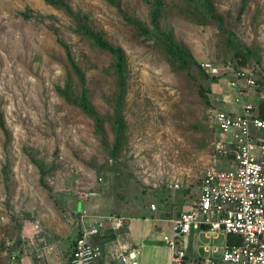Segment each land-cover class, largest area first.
I'll return each mask as SVG.
<instances>
[{
	"label": "rangeland",
	"instance_id": "rangeland-1",
	"mask_svg": "<svg viewBox=\"0 0 264 264\" xmlns=\"http://www.w3.org/2000/svg\"><path fill=\"white\" fill-rule=\"evenodd\" d=\"M115 1L148 20L143 0ZM241 1L216 0L231 22ZM69 2L126 51L127 143L118 157L108 155L89 118L55 91L70 68L67 44L84 72L88 96L106 110L105 96L113 90L111 55L94 47L61 9L44 0H0V114L6 128L0 125V264L31 234L54 238L63 230L65 212L79 199L96 196L104 208L121 203L135 210L156 199L162 207L158 193L184 191L194 197L204 170L224 165L211 114L224 109L217 85L235 92L228 62L235 66L237 57L226 50L217 29L183 17L173 7L175 0H167L161 23L172 26L197 59L219 66L217 75L194 79L133 40L115 3ZM242 13L234 34L255 50L245 66L254 71L256 87L264 89V0H250ZM197 81L211 86L210 104L198 94ZM172 183L178 187H168ZM201 264H209L208 258Z\"/></svg>",
	"mask_w": 264,
	"mask_h": 264
},
{
	"label": "built area",
	"instance_id": "built-area-1",
	"mask_svg": "<svg viewBox=\"0 0 264 264\" xmlns=\"http://www.w3.org/2000/svg\"><path fill=\"white\" fill-rule=\"evenodd\" d=\"M228 63L230 85L237 87L239 82L249 87L258 85L252 69ZM199 64L210 75L219 73V66L208 58L199 60ZM252 108L251 103H245L241 113L212 110V122L221 134L217 151L224 165L204 170L200 192L192 206L174 217L170 233L163 234L162 239L171 252V264L183 263L185 251L178 245L179 237L192 226L201 225L209 235L222 233L227 237L232 233L240 237V241L226 239L220 253L208 258L209 264H264V135L252 131V128H264V117ZM170 185L178 186V183ZM155 207L151 203V208ZM112 217L78 212L81 233L74 241L67 264H99V246L89 235L97 234L105 226V220ZM118 258L124 264H137L136 259L124 253Z\"/></svg>",
	"mask_w": 264,
	"mask_h": 264
},
{
	"label": "trees",
	"instance_id": "trees-1",
	"mask_svg": "<svg viewBox=\"0 0 264 264\" xmlns=\"http://www.w3.org/2000/svg\"><path fill=\"white\" fill-rule=\"evenodd\" d=\"M44 1L61 9L74 22L75 30L82 37L112 57L113 90L110 95L105 96L109 105L106 110H99L88 96L84 72L74 60L67 44H64V47L70 68L66 71L63 83L55 85V91L66 103L89 118L101 146L108 155L118 157L128 137L124 109L130 72L126 51L122 45L108 39L104 31L93 24L80 9L74 8L69 0ZM110 1L118 5L119 12L131 31L130 37L166 61L172 70H185L194 79L210 75L201 68L199 59L189 45L176 37L173 27L161 23L167 0H143L147 5L148 20L123 10L115 0ZM249 2L250 0L241 1L234 22H231L229 12L220 10L216 0H175L173 7L180 15L195 23L214 26L223 39L226 50L233 51L237 57L235 66L240 67L245 66L250 57H255V50L247 44L240 43L233 30V25L237 20H241L242 12ZM210 87L209 84L197 81L198 94L206 104L211 103L208 95ZM255 109L258 116L264 117V97L260 99ZM0 125L6 131L1 114ZM40 169L43 174L42 166ZM226 239L228 242L240 241V237L232 233H228Z\"/></svg>",
	"mask_w": 264,
	"mask_h": 264
},
{
	"label": "crops",
	"instance_id": "crops-1",
	"mask_svg": "<svg viewBox=\"0 0 264 264\" xmlns=\"http://www.w3.org/2000/svg\"><path fill=\"white\" fill-rule=\"evenodd\" d=\"M230 86L235 92L232 93L222 87V84L216 86V92L219 94L218 101L223 104L224 110L241 113L244 110L243 105L251 103L252 111L257 114L255 107L264 97V89L256 86L249 87L242 82H239L237 87ZM252 131L264 135V128H252ZM216 132L220 138V132L217 130ZM226 137L229 138L228 135ZM168 187L178 186L169 185ZM197 191L199 194L200 183ZM198 194L193 197L184 191L174 192L171 195L158 193L156 197L161 198L162 207L158 205L156 199H150L148 207L145 203L136 210L131 207V204L121 203L104 208L101 201L94 198L96 196L90 197L89 200L79 199L74 208L65 212L66 220L63 222V230L56 232L54 238L40 237L38 239L32 234L29 235V238L19 242L10 253L9 259L7 258L3 264H67L74 241L81 233L80 220H77L78 212L81 211H86L91 216H113L112 219L105 220V226L97 234L89 235L90 240L99 246V264H115L121 253L126 254L130 259H136L137 264H171V252L162 236L164 233H170L173 218L181 211L189 209ZM151 203L155 204V209L151 208ZM119 219L121 221L117 226ZM204 228L202 225L192 226L188 233L179 237L178 245L185 251L182 264H201L202 259L220 253L221 246L227 238L226 235L222 233L209 235Z\"/></svg>",
	"mask_w": 264,
	"mask_h": 264
},
{
	"label": "water",
	"instance_id": "water-1",
	"mask_svg": "<svg viewBox=\"0 0 264 264\" xmlns=\"http://www.w3.org/2000/svg\"><path fill=\"white\" fill-rule=\"evenodd\" d=\"M115 264H124L122 259H118Z\"/></svg>",
	"mask_w": 264,
	"mask_h": 264
}]
</instances>
